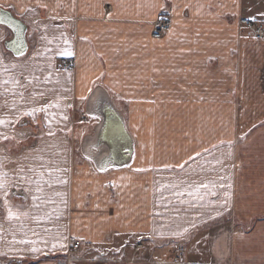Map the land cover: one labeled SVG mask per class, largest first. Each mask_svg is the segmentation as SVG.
Instances as JSON below:
<instances>
[{"label":"crops","instance_id":"obj_1","mask_svg":"<svg viewBox=\"0 0 264 264\" xmlns=\"http://www.w3.org/2000/svg\"><path fill=\"white\" fill-rule=\"evenodd\" d=\"M0 8L28 44L15 57L0 25V264H264V39L237 25L264 22V0ZM165 10L172 25L155 40ZM99 90L132 137L129 166L99 170L82 153Z\"/></svg>","mask_w":264,"mask_h":264},{"label":"water","instance_id":"obj_2","mask_svg":"<svg viewBox=\"0 0 264 264\" xmlns=\"http://www.w3.org/2000/svg\"><path fill=\"white\" fill-rule=\"evenodd\" d=\"M0 25L11 30L13 37L5 47L15 57L27 54V26L12 13L0 8ZM87 115L99 123L91 142H83L82 153L99 170L129 166L133 159L134 145L121 113L116 109L106 91H96L87 102ZM96 149V150H94Z\"/></svg>","mask_w":264,"mask_h":264},{"label":"built area","instance_id":"obj_3","mask_svg":"<svg viewBox=\"0 0 264 264\" xmlns=\"http://www.w3.org/2000/svg\"><path fill=\"white\" fill-rule=\"evenodd\" d=\"M171 15L172 12L170 10H165L164 12L161 13L159 19L154 23L153 27V32H152V38L155 40H160L162 39L170 30L172 21H171ZM237 24L240 28H246L250 29L253 33V36L257 40H262L264 39V23L260 21H252L244 17H239L237 19ZM70 62H64L63 67L65 69L71 67ZM73 103L70 102V105ZM81 247V242L76 241L72 244V250L76 251L79 250ZM143 246L137 245L135 247L136 251L141 249ZM174 254H175V259L177 261H180L182 259V256L186 252L185 247L180 246L178 244H175L173 246Z\"/></svg>","mask_w":264,"mask_h":264},{"label":"snow or ice","instance_id":"obj_4","mask_svg":"<svg viewBox=\"0 0 264 264\" xmlns=\"http://www.w3.org/2000/svg\"><path fill=\"white\" fill-rule=\"evenodd\" d=\"M63 54H65V55H71V52H65ZM54 106H56V105H54ZM40 110H42V109H35V110H33V112L40 111ZM33 112H29V113H25V114L26 115H33ZM0 124H4V121L0 120ZM0 187H3V185L0 184ZM200 187L208 188L209 185L208 184H203ZM196 191L197 192L199 191V187L196 189ZM189 194L191 195V193H189ZM213 195H215V193H213ZM7 215H8V219L11 220V219H19V215L20 214L17 213V212H14L11 208H9ZM185 231H187V229H185ZM21 242L22 243H30L29 241H21ZM61 246H63V245H61ZM54 247H55V245H54ZM33 251H38V249L33 248Z\"/></svg>","mask_w":264,"mask_h":264},{"label":"rangeland","instance_id":"obj_5","mask_svg":"<svg viewBox=\"0 0 264 264\" xmlns=\"http://www.w3.org/2000/svg\"><path fill=\"white\" fill-rule=\"evenodd\" d=\"M161 15V14H160ZM153 27H154V25H153ZM88 118V122L89 123H91V122H93V121H95V118H91V117H87ZM81 146V143H80V145H79V149H78V151H79V155H81V150H80V147Z\"/></svg>","mask_w":264,"mask_h":264},{"label":"trees","instance_id":"obj_6","mask_svg":"<svg viewBox=\"0 0 264 264\" xmlns=\"http://www.w3.org/2000/svg\"><path fill=\"white\" fill-rule=\"evenodd\" d=\"M14 194H15V195L22 194V196L25 198V194H24L23 192H21V191H15ZM23 197H22V198H23Z\"/></svg>","mask_w":264,"mask_h":264}]
</instances>
